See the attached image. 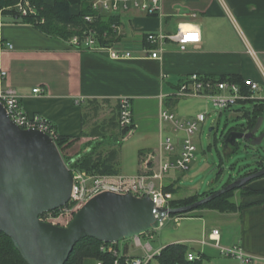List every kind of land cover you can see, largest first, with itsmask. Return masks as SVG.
Here are the masks:
<instances>
[{
    "label": "crops",
    "instance_id": "crops-1",
    "mask_svg": "<svg viewBox=\"0 0 264 264\" xmlns=\"http://www.w3.org/2000/svg\"><path fill=\"white\" fill-rule=\"evenodd\" d=\"M76 6H72V11ZM126 20L131 25L130 35L119 45L135 55L142 54L146 32L172 33L180 22L197 25L201 41L184 50L170 41L161 60L114 61L104 54L75 48L65 39L48 36L33 24L3 11L0 68L8 72L7 84L18 92L28 113L45 116L58 134L75 138L66 148L73 157L90 151L92 140H98L82 136V114L92 99L103 102L102 106L110 110L103 120L113 113L118 119V98L131 97L134 129L120 146L119 173L123 175L139 173L152 154L159 160L158 156L164 153L161 143L165 137L176 139L183 135L174 130L170 121L163 120L161 113L167 110L182 121L190 120L181 117V99L172 97L185 76L197 73L219 78L236 76L240 80L252 78L262 85L260 95L264 100V0H162L161 16L131 9ZM35 88L42 91L35 93ZM241 109L234 110L237 116L243 115ZM96 116L91 114L87 125L95 123L97 120L91 119ZM173 172L178 175H167L165 186L172 184L182 191L177 181L186 172ZM252 188H264V178ZM167 219H171L176 230L161 237L155 248L150 245L152 253L169 244L184 243L188 254L194 253L201 264H264V194L244 196L237 207L228 211L206 209L167 216L162 227ZM214 229L219 230L222 247L240 248L247 260L222 253L215 241L209 239ZM125 242L122 248L128 254L144 256L148 252ZM188 243L195 245V252ZM83 264H97V259L86 257ZM151 264H158L156 257Z\"/></svg>",
    "mask_w": 264,
    "mask_h": 264
},
{
    "label": "built area",
    "instance_id": "built-area-1",
    "mask_svg": "<svg viewBox=\"0 0 264 264\" xmlns=\"http://www.w3.org/2000/svg\"><path fill=\"white\" fill-rule=\"evenodd\" d=\"M91 12L84 16L85 27H80L66 41L69 45L93 53L104 54L111 60L124 61L136 58H151L161 60L168 42H177L182 50L189 44L201 41V32L197 25L191 22H180L175 32L167 33L162 30L146 32L144 34V47L141 55H135L131 50L123 49L119 43L130 35V22L126 20L131 9H140L148 15H162V0H89ZM23 16L33 13L34 9L27 0H21L14 6ZM4 8H0L2 19ZM108 20L107 28L101 30L99 24ZM194 36L195 39H189ZM12 47V44H8ZM8 72L0 68V103L4 105L11 120L22 129H36L48 134L55 142L59 134L53 123L43 115L30 114L22 106L18 92L7 84ZM263 87L252 78H244L241 83L224 80L216 76L201 75L197 73L185 76L178 88L172 94L175 99L189 97H202L211 100L220 110L230 109L243 101L263 100L260 95ZM35 93L41 88H35ZM208 113H199L195 119L182 121L167 110L162 111L161 118L170 121L177 132H183L180 138L165 137L161 143L163 154L159 160L150 155L143 163L141 171L135 175L123 174H91L85 170L69 164L73 176V185L70 200L57 211L44 213L40 218L53 224L48 215L64 218L63 226L67 225L76 212L88 200L98 193L113 191L122 194H132L137 197L149 196L156 207H170L174 194L165 189V179L169 172L178 170L187 172L196 157L197 145L195 137L199 125L206 121ZM118 121L120 128L128 129L130 134L134 129L132 101L130 96L118 98ZM165 219V218H164ZM163 219V220H164ZM163 223V222H162ZM61 225V224H57ZM134 245L144 247L148 252L144 256L131 255L118 248V243L104 242L101 252L114 256L113 264H151L159 252H150L151 246H143L139 236H134ZM209 239L215 241L224 254H234L243 261L247 257L238 247L231 249L220 245V233L214 229ZM121 242V241H120ZM124 242V240H123ZM204 243L206 241H203ZM188 259H196L194 253L188 254ZM97 264H104L98 261Z\"/></svg>",
    "mask_w": 264,
    "mask_h": 264
},
{
    "label": "water",
    "instance_id": "water-1",
    "mask_svg": "<svg viewBox=\"0 0 264 264\" xmlns=\"http://www.w3.org/2000/svg\"><path fill=\"white\" fill-rule=\"evenodd\" d=\"M264 117L251 130H232L224 148L244 140L261 144ZM211 127L209 130L212 131ZM57 143L36 129H22L0 103V231L11 237L28 264H65L75 245L86 237L117 243L162 225L171 214H184L264 176V168L239 178L198 202L158 208L149 196L104 191L93 196L65 226L46 222L44 213L63 207L71 196L73 176Z\"/></svg>",
    "mask_w": 264,
    "mask_h": 264
},
{
    "label": "trees",
    "instance_id": "trees-1",
    "mask_svg": "<svg viewBox=\"0 0 264 264\" xmlns=\"http://www.w3.org/2000/svg\"><path fill=\"white\" fill-rule=\"evenodd\" d=\"M27 1L32 9H34V12L28 13L26 16L21 15L14 7L21 2V0H0V8H4V12L7 11L14 16L22 18V20L26 23L33 24L48 36L58 37L65 40L76 33L78 28L85 27L84 16L91 12L89 0H55L54 3H47L45 0ZM73 5L77 6L76 9L72 11ZM107 22L108 20L106 19L99 24L101 30L107 28ZM220 78L224 80L229 79L239 83L242 82V80L236 76H222ZM246 103L252 104L250 109L245 108ZM102 104L103 102L101 103L97 99L89 100L82 114V136L94 137L96 139L98 138V140L92 142L90 151L80 153L75 160L71 158L70 161H72V166L85 170L91 174H120V146L128 129L120 128L119 121L114 113L108 119H103L101 122H96L91 126L87 125L90 115L92 113L95 116L98 115ZM241 104H243L241 110H244L242 116L247 118V126L246 128L244 126L243 128H232L230 131L251 130L255 126L258 118L260 116L264 117V100L243 101ZM108 133L114 134L113 140L115 143L112 145H107L103 142V138ZM74 139L73 136H63L59 134L56 139L59 150L66 149L70 144H72V140ZM237 145L238 142L232 146L234 147V151L237 148ZM100 146L102 147L99 148ZM262 167L264 168V165H262ZM165 189L174 194V199L170 201V207L172 208L186 206L190 204L191 200H193L192 198H194L189 197L180 199L175 197L177 187L175 188L172 184L166 185ZM213 193L214 191H210L202 195L198 194L197 196L210 195ZM228 193L229 192L222 194L204 205L219 211L231 210L236 206H226L227 202L224 197ZM250 193L252 194L247 193L245 195L264 194V188L251 189ZM57 210H54V212ZM177 215L187 214H171L170 216ZM103 243L104 242L93 237L83 238L75 245L74 250L65 264H83L86 257H94L97 259V262L101 260L104 264H113L114 256L109 253L101 252L100 247ZM155 257L158 264H201L196 260L190 261L188 259V246L184 243L166 245L158 254L155 255ZM0 264H28L20 251L16 248L11 237L3 231H0Z\"/></svg>",
    "mask_w": 264,
    "mask_h": 264
},
{
    "label": "rangeland",
    "instance_id": "rangeland-1",
    "mask_svg": "<svg viewBox=\"0 0 264 264\" xmlns=\"http://www.w3.org/2000/svg\"><path fill=\"white\" fill-rule=\"evenodd\" d=\"M251 106V103H247L245 105V107L248 109H250ZM240 107L242 108L243 105L237 104L230 108L231 110H220L213 104L211 100L202 97H189L181 99V102L178 105L179 112L182 114L181 117H186L192 120L202 112H207L208 115L206 121L199 125V130L197 131L195 137V143L198 148L196 151V157L191 164V168L184 174V176L178 179L177 186L180 187L182 191L176 189L177 195H175V197L180 199L194 197L190 202V204H192L209 196H197L198 194L202 195L210 191H219L227 183L230 184L239 178L249 176L252 173L263 169L264 139L262 140L261 144L257 146L248 144L244 140H238V145L235 151L233 150L234 147L232 146H229L227 149L224 148V138L232 128H243V126L246 128L247 126V118L243 116H237L235 114L234 110L241 109ZM106 108L108 107L102 106V110L99 111L98 117L96 116L91 120L93 122H95V120H97L96 122L98 123L101 122V118H106L105 116L110 113V110ZM211 127L214 128L212 131L209 130ZM263 132L264 121L258 131V135L262 134ZM113 137L114 134L108 133L103 138V142H105L107 145H112L115 143ZM93 141L94 140H92V142ZM101 147L102 146L99 148ZM60 153L66 163H68L71 158L73 160L77 158V156L73 157L71 151H67L66 149L60 150ZM168 175L171 177H176L178 174L171 171ZM263 178L264 176L254 178L242 187L229 191V193L224 197L227 202L226 206L231 207V205H235L237 207V205L243 200V197L246 196L245 194H252L250 193V190L253 189L252 186L255 184V182ZM193 192H196V194H193ZM199 207L191 212H187L186 214H194L206 209L215 210L205 205L200 208ZM52 215L55 214L48 215L47 218L54 223L56 222V224L59 223L61 224L60 226H63L62 224H64L65 219ZM174 230L176 229L173 222L171 223V219H167L165 220L164 227L161 226L158 229H153L147 233L141 234V243L143 246L150 244L155 248L156 243L160 241V239H162L167 234H172ZM134 239L135 238L131 237L125 239L126 242H124L125 244H133L135 241ZM122 245L123 241L119 242L117 247L121 250ZM188 245L190 250H194L193 246L195 245L192 243H188Z\"/></svg>",
    "mask_w": 264,
    "mask_h": 264
},
{
    "label": "clouds",
    "instance_id": "clouds-1",
    "mask_svg": "<svg viewBox=\"0 0 264 264\" xmlns=\"http://www.w3.org/2000/svg\"><path fill=\"white\" fill-rule=\"evenodd\" d=\"M189 39L191 40V39H195V37L194 36H189Z\"/></svg>",
    "mask_w": 264,
    "mask_h": 264
},
{
    "label": "flooded vegetation",
    "instance_id": "flooded-vegetation-1",
    "mask_svg": "<svg viewBox=\"0 0 264 264\" xmlns=\"http://www.w3.org/2000/svg\"><path fill=\"white\" fill-rule=\"evenodd\" d=\"M258 135V134H257Z\"/></svg>",
    "mask_w": 264,
    "mask_h": 264
}]
</instances>
